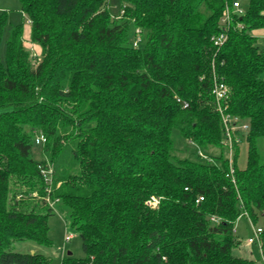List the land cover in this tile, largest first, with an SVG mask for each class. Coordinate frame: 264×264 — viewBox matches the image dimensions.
Instances as JSON below:
<instances>
[{
	"label": "trees",
	"instance_id": "trees-1",
	"mask_svg": "<svg viewBox=\"0 0 264 264\" xmlns=\"http://www.w3.org/2000/svg\"><path fill=\"white\" fill-rule=\"evenodd\" d=\"M20 1L42 52L16 24L0 53V264H50L14 245H51V203L69 211L85 253L62 264H259L234 250L244 215L262 224L264 254V0H244L227 25L234 0H120L119 15L109 0ZM8 24L0 12V48ZM215 78L229 88L226 113L249 126L232 173L223 155H173L174 129L225 147Z\"/></svg>",
	"mask_w": 264,
	"mask_h": 264
},
{
	"label": "rangeland",
	"instance_id": "rangeland-1",
	"mask_svg": "<svg viewBox=\"0 0 264 264\" xmlns=\"http://www.w3.org/2000/svg\"><path fill=\"white\" fill-rule=\"evenodd\" d=\"M110 11L113 15H119L121 9L120 0H109ZM0 11H6L9 16V24L7 25L4 33V39L1 44L0 53L3 60H5L6 55V40L10 35V30L12 26L16 24H23V33L26 35L30 24L27 17L21 11V1L20 0H0ZM131 34L134 38L135 31L137 29L131 26ZM26 44H34L25 37ZM260 45L264 48V40H260ZM36 46L40 49L41 46ZM172 139L174 141V151L173 155L179 158H189L191 160H198L201 154V158L210 155H223L228 156L229 150L226 147L223 148H209L208 150H203L197 145L192 144L187 139H185L179 130L174 129L172 133ZM243 145V144H242ZM258 150L261 159L264 161V137L258 140ZM36 158L40 159L42 156L41 147L38 145L35 149ZM247 159V146L244 144L241 149L239 163L242 167L245 166ZM54 214L49 217V238L51 239V245L43 246L38 245L33 242H17L14 245V251L17 252H38L42 253L50 258V264H62L64 258H66L69 253L75 258H83L85 253L82 248V239L79 232L72 228L70 225L69 211L64 209L59 203L53 204ZM253 226H262L261 223L255 225L253 224L247 216H241L236 224L235 231L236 235L241 241L239 248L234 250V254L239 257L248 258L255 260L257 263L262 264L263 259L261 252L256 244L248 242L250 237H253ZM68 235H72L71 240H66Z\"/></svg>",
	"mask_w": 264,
	"mask_h": 264
},
{
	"label": "built area",
	"instance_id": "built-area-1",
	"mask_svg": "<svg viewBox=\"0 0 264 264\" xmlns=\"http://www.w3.org/2000/svg\"><path fill=\"white\" fill-rule=\"evenodd\" d=\"M243 1L244 0H234L231 5L226 6L225 12L222 18V22L224 24H229L232 20V15L237 14L241 15L244 13L243 8ZM139 32V31H138ZM141 38L138 37L135 40V45H137L140 42ZM226 40V34H221L220 37L216 39L217 44H222ZM34 55V54H33ZM35 56V55H34ZM213 96L215 98V101L217 102L218 109L222 118V124L225 131V147L229 150L227 159L229 160L231 173L234 171L232 160H233V150H234V142H240L241 137L236 134L237 131H241L243 134H247L249 131V126L246 123H243L239 117L231 116L230 114L226 113L227 107L225 106L228 98H229V88L228 86L221 80H218L217 78L214 79V86L212 90ZM180 103L184 107L188 106V103L185 101H182L181 99H178ZM46 142V139L43 136H40L37 140V144H41ZM45 184H46V191L48 194H50L53 186V175H54V168L52 165L48 164L47 167L41 169ZM47 201L49 200V195L47 196ZM203 197L199 199V201H202ZM198 201V202H199ZM154 205H157L159 203L158 200L153 201ZM53 206V204L51 203ZM212 220L217 221L215 218ZM262 233L263 229L261 226L255 227L253 226V237H250L248 239L249 243L256 244L261 252V256L263 259L262 264H264V254H263V240H262ZM72 235H68L66 237V240H71Z\"/></svg>",
	"mask_w": 264,
	"mask_h": 264
},
{
	"label": "crops",
	"instance_id": "crops-1",
	"mask_svg": "<svg viewBox=\"0 0 264 264\" xmlns=\"http://www.w3.org/2000/svg\"><path fill=\"white\" fill-rule=\"evenodd\" d=\"M1 10V9H0ZM1 12V11H0ZM28 19V18H27ZM28 21H29V19H28ZM29 24H30V27H29V29H28V31H27V33H26V35H24L23 34V37H24V39H25V37L27 38V39H29V41H31V23H30V21H29ZM254 35L258 38V40H259V43H260V40H264V29H262V30H259V31H256V32H254ZM25 45H26V47L35 55V56H40V54H41V52H42V49H40V48H38L37 46H36V44H26V40H25Z\"/></svg>",
	"mask_w": 264,
	"mask_h": 264
},
{
	"label": "water",
	"instance_id": "water-1",
	"mask_svg": "<svg viewBox=\"0 0 264 264\" xmlns=\"http://www.w3.org/2000/svg\"><path fill=\"white\" fill-rule=\"evenodd\" d=\"M69 255H71V253H69Z\"/></svg>",
	"mask_w": 264,
	"mask_h": 264
}]
</instances>
